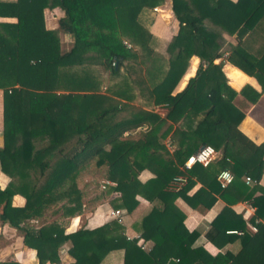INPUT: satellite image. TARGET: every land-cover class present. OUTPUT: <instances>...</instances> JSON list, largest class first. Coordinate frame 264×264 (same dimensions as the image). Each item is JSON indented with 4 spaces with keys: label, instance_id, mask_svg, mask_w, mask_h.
<instances>
[{
    "label": "trees",
    "instance_id": "1",
    "mask_svg": "<svg viewBox=\"0 0 264 264\" xmlns=\"http://www.w3.org/2000/svg\"><path fill=\"white\" fill-rule=\"evenodd\" d=\"M163 2L16 0L15 23H0V60L11 63L13 78L2 93L0 172L10 178L34 168L37 174L18 182L22 207H12L11 192L0 190V224L34 250L36 264H60L64 244L69 264H264V188L258 185L264 143L254 145L237 129L264 92V0H170L178 30L167 42L139 21ZM54 7L64 11L59 28L71 35V48L61 52L57 40L46 39L37 58H18L19 38L42 32L41 11ZM192 57L195 72L176 91ZM224 63L253 78L260 91L244 85L235 92ZM203 146L216 151L214 160L185 170L186 159ZM144 170L152 176L141 182ZM222 170L233 177L223 190L215 180ZM177 176L186 183L169 190ZM195 183L200 186L190 195ZM102 198L124 219L140 200L147 203L128 227L148 246L126 239L113 220L84 229V214ZM178 199L200 213L217 199L229 206L246 201L255 232L241 218L217 215L208 238L219 252L211 256L184 226ZM75 216L83 218L80 227L64 234Z\"/></svg>",
    "mask_w": 264,
    "mask_h": 264
},
{
    "label": "crops",
    "instance_id": "2",
    "mask_svg": "<svg viewBox=\"0 0 264 264\" xmlns=\"http://www.w3.org/2000/svg\"><path fill=\"white\" fill-rule=\"evenodd\" d=\"M235 2L236 0H229ZM16 6V0H0V23H15L16 19L13 15L14 8ZM42 19V32L31 35L29 37L19 38L21 51L18 53V58L35 59L38 56L40 43L46 39H53L59 42L61 52H66L71 48L72 37L67 29L59 28V22L65 19L64 11L59 7L43 9L41 11ZM139 21L146 28V30L157 40L162 42L169 41L177 32L178 24L171 12L170 0H164L163 4L152 10H145L139 16ZM161 44V43H160ZM163 46H158L162 48ZM226 55H224L225 57ZM214 63H218V60ZM198 61L192 57L189 61V68L185 75L180 80L176 91H180L185 82L189 77H192L197 67ZM12 65L7 60H0V149L2 148V93L4 88H11L13 86V78L10 75ZM223 73L227 80L228 85L235 91L238 92L244 85H249L256 91H260V88L256 81L240 72L235 67H232L226 63L223 65ZM9 92V91H8ZM160 110V112H158ZM154 112L163 116L165 109L161 107H155ZM237 129L254 145H260L264 143V92L260 94L258 101L250 106L244 115L243 120L238 125ZM169 140L171 145L174 141L167 137L164 141ZM152 174L144 170L139 175L141 182L151 178ZM37 177L34 168H30L26 171H20L15 173L12 177H7L0 172V190H8L12 194L11 205L12 207H22L24 205L23 188L19 186L18 182L23 180H34ZM30 184V182H29ZM27 184V187L29 186ZM258 185L264 188V171L260 177ZM199 184L195 185L189 191L191 195L198 188ZM177 208L183 213L184 221L183 224L186 229L191 232L195 231L198 233L201 241V246L209 255L214 256L219 250L211 243L208 238L210 233V223L217 216L223 217L225 220H235L241 218L246 223V227L250 230L252 227L249 224V220L252 218L254 210L246 202H238L234 205H226L220 199H217L214 205L205 213H200L196 210L190 209L182 200L178 199L175 202ZM147 207V203L140 200L139 205L131 216L126 219L123 218L124 222V236L131 239H138L136 233L132 232L128 227L136 216H138L143 209ZM112 209L107 199L102 198L98 203L91 208V210L84 214V229L92 230L97 228L109 221H112L108 217V211ZM80 216L72 217L66 220L64 234L73 233L76 231L82 222ZM122 226V227H123ZM36 230V229H35ZM251 231V230H250ZM227 235H234L228 234ZM141 242L144 247L149 244L138 239L137 244ZM67 244H64L60 252L59 258L60 264H69L70 259L65 254ZM16 262L19 264H36L35 252L32 249L25 247L22 243L21 237L15 235L14 231L7 225L0 224V262ZM48 264V263H47ZM116 264V263H113Z\"/></svg>",
    "mask_w": 264,
    "mask_h": 264
},
{
    "label": "built area",
    "instance_id": "3",
    "mask_svg": "<svg viewBox=\"0 0 264 264\" xmlns=\"http://www.w3.org/2000/svg\"><path fill=\"white\" fill-rule=\"evenodd\" d=\"M123 45H125V47L127 49L130 48V45L127 44L126 42H123ZM171 143L172 142H170L169 140H167L165 143L166 147L169 150H171ZM215 156H216V151L212 147L203 146L196 153L192 154L191 156H189L186 159V161L183 164V167L185 170H189L193 165H200L201 167H206L208 164H210L214 160ZM215 180H216L219 188L223 190V189H226L232 183L233 177L227 170H222L217 174ZM185 183H186L185 177H182V176L174 177L169 182L168 189L172 190V191H176L180 187H182ZM244 183H245V185H249V184H251V181L249 180V178L246 177L244 179ZM104 184L109 185L110 183L105 181ZM101 188H103V187L101 186ZM108 217L111 220L115 221L120 226L124 225L123 212L121 210L110 209L108 211ZM250 230H251V232H255V227L252 226L250 228ZM226 233L238 234L235 231H226ZM126 239H128V238H126ZM138 239H137V242H138ZM137 245L140 246L142 249L145 248L144 244L141 242H139Z\"/></svg>",
    "mask_w": 264,
    "mask_h": 264
},
{
    "label": "rangeland",
    "instance_id": "4",
    "mask_svg": "<svg viewBox=\"0 0 264 264\" xmlns=\"http://www.w3.org/2000/svg\"><path fill=\"white\" fill-rule=\"evenodd\" d=\"M158 112H160V110H158ZM89 180H92V178H90ZM83 184V180L79 183V186H82ZM96 193L98 192V194H100L102 192V188L100 186L99 190L95 191Z\"/></svg>",
    "mask_w": 264,
    "mask_h": 264
}]
</instances>
